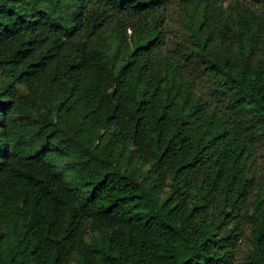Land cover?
Segmentation results:
<instances>
[{"label": "trees", "instance_id": "16d2710c", "mask_svg": "<svg viewBox=\"0 0 264 264\" xmlns=\"http://www.w3.org/2000/svg\"><path fill=\"white\" fill-rule=\"evenodd\" d=\"M0 73V264H264V0H0Z\"/></svg>", "mask_w": 264, "mask_h": 264}, {"label": "rangeland", "instance_id": "374dc122", "mask_svg": "<svg viewBox=\"0 0 264 264\" xmlns=\"http://www.w3.org/2000/svg\"><path fill=\"white\" fill-rule=\"evenodd\" d=\"M167 40L169 44H175L177 42L188 41V34L185 33L183 27L181 26V8L179 6L178 1L173 2L168 6L167 15ZM167 28V26H166ZM7 81L4 75L0 73V84ZM27 92V88L24 86H19V94H25ZM258 161L262 167H264V142L258 146ZM243 246H241L242 250Z\"/></svg>", "mask_w": 264, "mask_h": 264}]
</instances>
